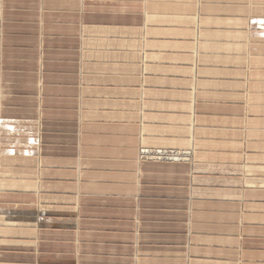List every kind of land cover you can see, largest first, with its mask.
I'll return each instance as SVG.
<instances>
[{"label": "crops", "instance_id": "obj_1", "mask_svg": "<svg viewBox=\"0 0 264 264\" xmlns=\"http://www.w3.org/2000/svg\"><path fill=\"white\" fill-rule=\"evenodd\" d=\"M0 264H264V0H0Z\"/></svg>", "mask_w": 264, "mask_h": 264}, {"label": "built area", "instance_id": "obj_2", "mask_svg": "<svg viewBox=\"0 0 264 264\" xmlns=\"http://www.w3.org/2000/svg\"><path fill=\"white\" fill-rule=\"evenodd\" d=\"M180 152H176L174 149H157V148H142L139 151L138 156L141 159L147 160H160V161H180L184 160L178 156Z\"/></svg>", "mask_w": 264, "mask_h": 264}, {"label": "bare ground", "instance_id": "obj_3", "mask_svg": "<svg viewBox=\"0 0 264 264\" xmlns=\"http://www.w3.org/2000/svg\"><path fill=\"white\" fill-rule=\"evenodd\" d=\"M142 149V148H141ZM154 149V148H153ZM162 150H166V149H162ZM140 151V150H139ZM176 152H180L181 154H178L179 157H181L182 159L184 160H187L189 159V154L187 152H184V151H179V150H176ZM140 158V157H139ZM141 159V158H140ZM141 160H147V159H141ZM148 161V160H147ZM152 161H160V160H152ZM180 161H183V160H180ZM163 162H173V161H163ZM174 162H179V161H174Z\"/></svg>", "mask_w": 264, "mask_h": 264}, {"label": "rangeland", "instance_id": "obj_4", "mask_svg": "<svg viewBox=\"0 0 264 264\" xmlns=\"http://www.w3.org/2000/svg\"><path fill=\"white\" fill-rule=\"evenodd\" d=\"M140 149H141V148H140ZM140 149H139V150H140ZM139 150H138V154H139ZM138 157H139V156H138Z\"/></svg>", "mask_w": 264, "mask_h": 264}]
</instances>
